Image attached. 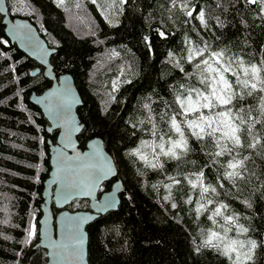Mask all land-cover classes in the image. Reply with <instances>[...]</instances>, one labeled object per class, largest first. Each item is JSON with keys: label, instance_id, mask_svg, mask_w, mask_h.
<instances>
[{"label": "trees", "instance_id": "1", "mask_svg": "<svg viewBox=\"0 0 264 264\" xmlns=\"http://www.w3.org/2000/svg\"><path fill=\"white\" fill-rule=\"evenodd\" d=\"M7 2L13 17L29 19L57 49L52 56L57 75L71 74L83 100L78 108L85 125L81 146L101 137L125 184L118 210L87 228L90 263L233 264L235 254L229 259L224 248L235 239L245 242L244 251L247 241L255 240L257 247L248 264H264V147L237 148L215 156L219 149L212 137L198 140L186 128L188 151L179 159L160 154L155 146L161 136L178 138L169 129L181 85L203 87L194 67L197 60H187L190 48L207 44L210 50L223 49L233 61L240 58L245 65L264 60L260 6L246 0ZM75 8H82V18L69 23L68 11ZM200 12L205 14L204 22ZM1 19L0 264H46L47 253L36 243L44 182L50 171L48 139L55 141L57 131L47 132L48 122L30 96L43 93L51 81L36 61L10 42ZM232 68L237 70V65L233 63ZM35 70L40 71L33 75ZM226 75L235 80L231 73ZM260 95L256 92L239 103L258 109ZM252 116L258 113L254 110ZM253 134L264 137V125L257 123ZM251 139L242 136L245 145ZM137 150L145 159L134 154ZM233 157L247 159L241 175L229 179L225 171H231L227 163ZM200 172L203 186L215 192L201 196V185L194 188L189 183H195ZM110 188L108 182L101 191ZM221 204L227 207L220 216H213ZM88 206L86 200H77L70 209ZM230 215L236 218L231 225L223 219ZM33 224L35 235L29 237ZM241 225L248 229L246 233L239 230ZM229 227L231 231L225 232ZM213 231L224 239L213 238L212 245L206 244Z\"/></svg>", "mask_w": 264, "mask_h": 264}, {"label": "water", "instance_id": "2", "mask_svg": "<svg viewBox=\"0 0 264 264\" xmlns=\"http://www.w3.org/2000/svg\"><path fill=\"white\" fill-rule=\"evenodd\" d=\"M0 19L10 42L36 61L51 81V86L43 93L33 92L30 96V101L40 108L48 122L47 132L57 131L55 141L48 139L50 171L44 182L36 247L46 251V264H91L87 228L99 217L118 210L121 204L125 184L118 177V163L101 137H93L81 146L79 137L85 125L78 108L83 100L71 74L57 75L52 64L57 49L49 45L29 19L13 17L7 0H0ZM39 71L35 70L33 75ZM90 173L101 178L96 180L92 194L87 195V187L76 185L88 184ZM112 180L115 181L111 189L101 192L103 185ZM77 200H86L89 209L72 211L69 207ZM109 204L114 206L109 207ZM54 208L58 212L55 213ZM77 217L83 218L82 222ZM77 223L78 232L74 227ZM76 236L83 239L78 255L72 253Z\"/></svg>", "mask_w": 264, "mask_h": 264}, {"label": "snow or ice", "instance_id": "3", "mask_svg": "<svg viewBox=\"0 0 264 264\" xmlns=\"http://www.w3.org/2000/svg\"><path fill=\"white\" fill-rule=\"evenodd\" d=\"M246 2L250 5H259L261 11L264 12V0H246ZM62 3L63 0H58V4ZM187 15L191 16L192 11H188ZM204 18V12H200L199 19L201 22H204ZM194 59L197 60L194 67L200 72L198 80L203 87L199 88L195 85L185 87L181 85L182 91L175 95L173 101L176 109L170 118L169 129V131H174L178 138L173 140L169 137V139L165 140L161 136V142L155 145L160 149V154L172 159H179L181 153H187L188 140L185 135V128L198 140H202L206 136L212 137L214 146L219 149V151L214 153L215 156L231 154L237 148L247 147L249 149H256L257 145L264 147V137H258L253 134V129L257 123L264 125V60L259 65H245L242 59L237 58L233 61L231 57L227 56L225 50H210L207 44L203 48L194 47L189 49L187 60L191 63ZM233 63L237 65V70L235 71L232 68ZM228 73H231L235 77L234 81L228 78L226 75ZM236 86H239L240 91H237ZM256 92L261 94L259 96L260 104L258 109L253 106L245 108L239 103L246 96H253ZM254 110L258 113V116H252V111ZM178 116L183 119L178 120ZM156 134L157 132L154 126L153 135ZM244 134L252 138L246 145L242 140ZM134 154L139 156L140 159H145L139 150ZM236 155L239 156V152ZM245 159L247 158L236 159V157H233L229 160L227 169H231V171L226 170L225 175L229 179L239 177L241 175L239 170L244 168ZM152 166L157 167V164H153ZM159 166L162 167L163 165L160 164ZM87 167L91 168L92 166L88 165ZM109 171L111 170L109 169ZM202 177L203 172H200L197 176V181L195 183L189 181V183H192L194 188L197 184L201 185V196L209 191L215 192V188L203 186ZM100 178V176H95L90 173L89 183L86 185H76V187H87L88 192L85 194L91 195L93 188L96 186V180ZM176 182L179 183V181ZM65 199H67V196H65ZM108 206L111 207L114 205L109 204ZM226 207V205L221 204L214 210L213 216H220L222 214L221 210ZM76 219L81 222L83 220V218L79 217ZM223 219L231 225L235 222L236 218L230 215L224 216ZM74 227L75 231L78 232L79 223ZM239 230L244 233L248 231L242 225L239 226ZM227 231H231V228H226L225 232ZM34 234L33 228L29 232V237ZM213 238L224 239L220 233L213 231L211 232L210 238L206 241V244L212 245ZM75 240L76 242L72 247V253L78 255L83 244V239L80 236H76ZM245 246L244 241L230 240L225 245L224 254L229 256V259H233L231 254H235L233 264H248L252 260L257 243L255 240H248L246 251L243 250Z\"/></svg>", "mask_w": 264, "mask_h": 264}, {"label": "rangeland", "instance_id": "4", "mask_svg": "<svg viewBox=\"0 0 264 264\" xmlns=\"http://www.w3.org/2000/svg\"><path fill=\"white\" fill-rule=\"evenodd\" d=\"M82 8H75V9H71L68 11V14L71 16L69 17V23L72 21H76L79 18H82ZM34 228V233H35V224H33L32 229ZM35 235V234H34ZM34 235H32L31 237H33Z\"/></svg>", "mask_w": 264, "mask_h": 264}, {"label": "flooded vegetation", "instance_id": "5", "mask_svg": "<svg viewBox=\"0 0 264 264\" xmlns=\"http://www.w3.org/2000/svg\"><path fill=\"white\" fill-rule=\"evenodd\" d=\"M114 181H115V180L110 181V182H111V187H112V184H113ZM110 182H109V183H110ZM107 183H108V182H107ZM110 189H111V188H110ZM110 189H109V190H110ZM105 191H108V190H105ZM101 192H103V191H101ZM88 204H89V203H88ZM88 207H89V206H88ZM69 208H70V207H69ZM88 209H89V208H88ZM83 210H86V209H83ZM54 212L56 213V212H58V210L54 208Z\"/></svg>", "mask_w": 264, "mask_h": 264}]
</instances>
